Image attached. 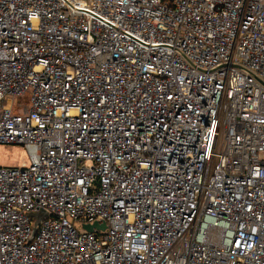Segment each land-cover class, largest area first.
<instances>
[{"label": "built area", "instance_id": "built-area-1", "mask_svg": "<svg viewBox=\"0 0 264 264\" xmlns=\"http://www.w3.org/2000/svg\"><path fill=\"white\" fill-rule=\"evenodd\" d=\"M1 144L0 264H264V0H0Z\"/></svg>", "mask_w": 264, "mask_h": 264}, {"label": "rangeland", "instance_id": "rangeland-1", "mask_svg": "<svg viewBox=\"0 0 264 264\" xmlns=\"http://www.w3.org/2000/svg\"><path fill=\"white\" fill-rule=\"evenodd\" d=\"M26 96L22 98L25 101ZM29 155L26 148L20 144H1L0 145V165L21 166L29 163Z\"/></svg>", "mask_w": 264, "mask_h": 264}, {"label": "water", "instance_id": "water-1", "mask_svg": "<svg viewBox=\"0 0 264 264\" xmlns=\"http://www.w3.org/2000/svg\"><path fill=\"white\" fill-rule=\"evenodd\" d=\"M44 215H46V212H41V216H44ZM31 216H34V215L31 214ZM40 220H41V218H38L35 221L34 230H33L34 233L36 232V230H37V228L39 226ZM99 226H102L104 228L105 224H101V225H99L98 223L87 224L86 225V229L89 230V231H92L95 227H99Z\"/></svg>", "mask_w": 264, "mask_h": 264}]
</instances>
